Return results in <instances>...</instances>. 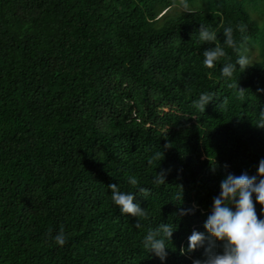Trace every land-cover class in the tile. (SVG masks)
Instances as JSON below:
<instances>
[{"label":"trees","instance_id":"trees-1","mask_svg":"<svg viewBox=\"0 0 264 264\" xmlns=\"http://www.w3.org/2000/svg\"><path fill=\"white\" fill-rule=\"evenodd\" d=\"M187 3L192 13L168 15L182 0H0V264L206 259L204 248L180 249L194 230L208 235L221 181L258 177L264 159V128L255 126L264 112V22L246 9L264 0ZM201 25L215 44L200 41ZM228 26L232 63L247 40L259 50L233 76L243 101L221 75L225 61L203 63L205 50L224 46ZM204 92L214 99L201 111L194 102ZM158 151L162 160L149 165ZM111 184L132 193L148 219L122 213ZM253 202L264 219L255 194ZM193 206L194 214H177ZM162 223L176 229L164 261L143 247ZM61 228L63 246L53 239ZM214 251L222 254L221 242Z\"/></svg>","mask_w":264,"mask_h":264},{"label":"clouds","instance_id":"clouds-1","mask_svg":"<svg viewBox=\"0 0 264 264\" xmlns=\"http://www.w3.org/2000/svg\"><path fill=\"white\" fill-rule=\"evenodd\" d=\"M181 6L187 13H192L187 0H182ZM238 27L241 33L246 31L245 26ZM223 35L225 37L224 46L215 45V47L205 50L203 63L205 67L213 68L216 63L222 60L225 61L221 68V75L226 81H231L227 84V87L233 90L237 99L243 101L245 99V89L239 87L238 81L233 80V76L237 70V65L243 72L251 64L249 58L245 55H240L235 63L231 62V57L226 52L225 47L237 49L233 27H224ZM199 39L203 43L215 44L217 35L201 25ZM213 99L212 94L201 93L199 99L194 102V107L204 111L205 106ZM227 104L228 100L225 98L221 102V106ZM255 126L264 128V112H261ZM161 156H163V153L156 152L149 158L148 164L151 165L155 161L160 162L162 160ZM166 175L167 170L164 169L156 173L155 183L165 184ZM258 177L249 176L247 173L239 176L228 174L221 181L220 194L213 198L211 213L204 224L208 235L206 236L204 233L194 230L188 238L187 250L183 247L180 249L181 255H185L186 251L191 253L204 248L206 259L204 261L193 260V264H264V219L258 218L253 202V194H255L256 202L264 206V159L259 162ZM128 183L133 187L139 185V181L135 176H130ZM108 187L111 189L112 201L120 208L122 213L137 217L138 220L148 219L147 210L142 209L138 203H134L135 197L132 193L122 192L116 184H111ZM138 189L140 194L146 198L149 190L143 187ZM180 199H182V195ZM194 211L195 206L188 209L181 208L177 214L183 216L194 214ZM262 212H264V207H262ZM137 227H139V222ZM175 230L173 224L165 223L160 224L155 229L150 228L143 239L144 249L149 253H154L161 261H164L168 255L167 242L172 241ZM53 239L59 246H63L67 242V236L62 228ZM216 241L222 244V254L214 251Z\"/></svg>","mask_w":264,"mask_h":264},{"label":"rangeland","instance_id":"rangeland-1","mask_svg":"<svg viewBox=\"0 0 264 264\" xmlns=\"http://www.w3.org/2000/svg\"><path fill=\"white\" fill-rule=\"evenodd\" d=\"M246 9L248 10L250 16H252L254 19L258 21L259 24H262L264 22V8H262V5H256L249 3L246 5ZM183 7L180 6H172L163 11L161 14H168V15H174L178 14L179 12L183 11ZM258 49L254 47V45L250 42V40H247L246 43L242 47L241 55H245L249 58L250 64L255 62L258 58Z\"/></svg>","mask_w":264,"mask_h":264}]
</instances>
